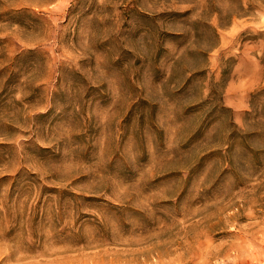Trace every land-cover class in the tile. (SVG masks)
Masks as SVG:
<instances>
[{
    "label": "rangeland",
    "instance_id": "rangeland-1",
    "mask_svg": "<svg viewBox=\"0 0 264 264\" xmlns=\"http://www.w3.org/2000/svg\"><path fill=\"white\" fill-rule=\"evenodd\" d=\"M0 264H264V0H0Z\"/></svg>",
    "mask_w": 264,
    "mask_h": 264
}]
</instances>
